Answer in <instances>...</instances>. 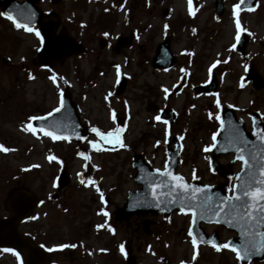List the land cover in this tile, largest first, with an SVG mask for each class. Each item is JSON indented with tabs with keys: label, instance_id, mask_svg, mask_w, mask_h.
Masks as SVG:
<instances>
[{
	"label": "rangeland",
	"instance_id": "rangeland-1",
	"mask_svg": "<svg viewBox=\"0 0 264 264\" xmlns=\"http://www.w3.org/2000/svg\"><path fill=\"white\" fill-rule=\"evenodd\" d=\"M224 1L227 13L220 21L214 18L212 1L203 0L199 21L195 24L198 27L193 28L195 32L189 31L188 26L176 32L172 47L178 63L171 70L158 71L147 67L143 71L138 69V62L133 60L128 71H132L134 77L125 101V109H129L128 117L121 112L127 122H121L122 119L114 122L109 113V109L114 106L111 101L116 103L114 97L109 104L105 99L109 92L113 96L117 87L112 70L105 75L101 73L104 64L100 61L73 57L65 58L58 64L55 62L51 70L42 69L33 62L39 50L35 34L16 29L9 20L0 17V144L15 149L7 153L0 152V216L9 217L10 203L19 193H24L36 205L32 214L19 224L22 234L29 233L34 237L51 234L52 237L59 235L63 240L65 237L82 240L83 247L80 242L75 250L60 254L64 259H61L63 264H125L120 245L132 234L130 228L115 215V211L123 206L128 193L136 188L131 165L133 151L140 144L139 141L152 136L161 142L165 136L163 122L149 121L153 118L151 110L154 105L159 109L167 105L163 89L171 90L184 71L194 72L195 77L203 82L209 80V74L213 71L220 76L221 86L216 96H197L189 89L182 95L171 96L174 98L169 106L181 112L173 133H181L186 137L182 171L188 175L191 171L204 170L203 156L206 155L202 153L205 152L203 149L212 144L211 136L217 133L219 126V121L208 118V112L220 114V108L215 104L217 98L221 105H234L239 116L247 121L248 128L253 111H259L264 116V89L255 91L246 83L244 60L231 47L236 41V18L232 15V6L238 0ZM186 4V0H178L175 8L181 10L177 13L184 14ZM172 15L165 17L161 12L153 16L140 15L134 27L140 28L142 39L151 35L161 39L165 33H169L163 25L168 24L166 20L173 18ZM116 17L115 25L119 22L125 26L126 16L116 14ZM239 18L241 26L247 29L245 32L248 35L251 33L247 44L248 61L264 78V0H258L254 11H241ZM216 61L219 63L209 72ZM53 73L58 78L63 77L57 80L59 89L50 79ZM29 75L33 78L30 79ZM66 88L86 120L84 125L102 131L119 125L124 129L121 136L128 147L103 144L104 150L97 152L87 143L89 140H98L92 132L81 146L69 140L53 141L40 132L35 136L24 132L22 126L28 122V118L52 111L58 106L60 93ZM151 88H154L155 94L149 93ZM78 152H85L90 156V161L85 162L77 155ZM49 155H55L60 162H49ZM160 155L161 152L157 157ZM66 162L71 174L70 183L62 195L52 199L51 195L57 191L53 183L61 165ZM86 163L87 167L84 166ZM93 164L95 168L91 166ZM77 173L95 179L103 194L110 196V204H102L99 193L93 187L81 185ZM102 207L109 212L110 217L98 214ZM106 220L114 232H110L107 226L100 229L96 227ZM186 226L184 217H171L163 228L159 227L163 245H160V232H156L155 236L148 239L149 245L142 251L140 263L179 264L190 258L194 251L184 233ZM53 241L58 243L61 240L55 237ZM16 259L11 252L0 251V264H18L19 260Z\"/></svg>",
	"mask_w": 264,
	"mask_h": 264
},
{
	"label": "flooded vegetation",
	"instance_id": "flooded-vegetation-1",
	"mask_svg": "<svg viewBox=\"0 0 264 264\" xmlns=\"http://www.w3.org/2000/svg\"><path fill=\"white\" fill-rule=\"evenodd\" d=\"M16 1L24 2L26 0H16ZM31 1L33 2L39 14L41 15L40 16L41 22L46 24L48 23L49 26L54 28L53 30L54 36L64 33L65 35L73 39L77 44L82 46V54L79 57L77 55H73V58H92L97 61H100L101 63L104 64L103 71H101V73L105 75L110 70H112L116 76L114 65L119 64L121 66V76L119 80H121L122 82L124 81L126 82V89L123 91V93L119 94L116 91L117 90L116 87L113 96L112 95L108 96L109 98L107 99L106 102L107 104H109L112 97L116 98V103L111 101V104L113 103L114 106L109 109L110 110L109 113L114 111L116 114L117 121L118 120L121 121L122 119L121 122H127V119L122 118L121 112L123 113V116L126 115L128 117L129 109L128 108L125 109V105H126L125 101L127 99L128 90L131 86V79L134 77V73L132 71H128L130 70L131 63L135 59L138 62V67H139L138 69L145 71L147 67H152L153 70H157L154 61L158 53V47L166 40L167 43L169 44V48L173 50L172 46L175 37L174 35L178 30L182 29L183 27L186 28L188 26L187 27L188 30L191 31L195 26L198 27L195 24L199 21L198 16L201 14L202 11L201 6L203 0H192V8L195 13L194 15L189 14L188 0H186L187 4L185 7L184 14H180V12L177 13V11L181 10L179 7L175 8V3L178 0H31ZM211 1L213 3L214 18L216 19V21H220L221 17L226 15L227 10H224L223 12L219 11L218 15L220 17L217 18L215 0H211ZM221 1L225 6V1L224 0ZM121 5H123V7H121ZM105 9H107V11H105ZM160 12L165 17H167L169 14L172 15L174 13L172 15L173 18L166 20V22L168 21V24L166 23L163 25V27L167 25L165 29L169 31V33H165L161 39H156V37L154 38V36L152 35L149 38L145 36L142 39V35L139 30L140 28L134 27L139 21L137 17L140 15L153 16L154 14ZM86 14L87 16L86 19L84 20L83 17ZM116 14L117 15L124 14L126 16L125 26H123L122 23L119 22H117V24L115 25L117 21ZM108 15H110V17H108ZM39 28H40V24L37 26L38 30ZM104 33H107V35H104ZM38 56L39 55H37V57L34 58L33 61L36 65H37ZM120 62H123L124 64H121ZM177 63H178V58H176L175 60V65ZM244 64L246 65V71L244 74H246L249 66H253V64L251 62L249 63L248 59L244 61ZM125 70L126 73H124ZM159 70L165 71L164 69H159ZM185 75H187V85L185 86L186 88L183 90L181 95L188 89L197 96L202 95V94H198V92L195 91V88L205 85L207 81L205 80L203 82L199 78L195 77L194 72H187V71L182 72V75L178 77L177 81H179V79ZM215 77L217 78L218 81L217 89L219 90L221 86L220 76L217 73ZM241 78H243V76ZM260 78L263 84L261 89L263 90L264 78L261 75ZM244 80L249 86H251L254 89L255 86L254 82L248 81L245 76H244ZM176 82L173 83L170 90L171 92L166 94L165 103L167 105H164L160 109L156 108V105H154V108L151 110V112L153 113L152 114L153 117L156 116L157 114L161 116L160 122H163L164 120L171 122L172 119L171 120L167 119L165 112H167V114L170 116L171 113H173L171 109L174 110L175 117L173 118L172 122L175 123L172 131H174V128L177 126L179 122V116L181 113L177 108L175 109L174 106L173 107L169 106L171 99L174 98L171 96L172 95L174 96V94H172V89L175 86V84L178 83ZM149 93L155 94L154 88H151ZM218 93L219 92H217V94ZM115 106L117 107V109ZM224 107H225L224 105H221L220 108L223 109ZM232 108L235 111H237L234 105H232ZM252 115L253 113H251V116ZM251 116L249 122H251ZM81 120L82 122L86 121L82 117V115H81ZM116 120L114 122H116ZM149 121L157 122L153 118L152 120ZM248 129L250 130L251 128ZM181 136H183L181 133L168 134L167 136H163L160 142L162 144L160 143L157 144L156 143L157 139H154V137L149 136L147 140L139 141L140 144L133 151V156L136 157L140 156L141 159L144 160L146 163H148L151 167L162 170L166 162H168L169 154L173 151H176L178 147H180L181 154H180V161L176 171L177 173L182 175L185 178V180L189 183L199 182L203 185H208L209 187H216L220 189V192L222 193L223 196L229 195L230 194L229 188L232 184L236 183L235 177L237 173L240 172V168H241V162L235 159V153H226V154L221 153L218 156H215V154L213 153V149H211L208 152H202L204 155H206V157L203 156V163L205 165L204 170L203 171L198 170L194 172L191 171V173L188 175L182 171V167L185 164L184 152L186 150V144H185L186 137L183 136V139L181 140L180 139ZM151 141H153L154 143H151ZM177 141L179 143L178 146H177ZM159 152H161V155L158 158L157 154ZM133 156H132V163H133ZM212 164H215L214 170L212 168ZM63 165L68 170L67 162L63 163L61 166ZM131 168L136 172L133 166ZM193 173H195V176L198 177L197 179H193ZM135 185L136 188L134 190L140 187L139 185H137V183H135ZM55 188L57 189V191L56 193L51 195L52 198H57L58 195L59 196L62 195L63 191H65L66 189V188L60 189L57 186V184ZM57 192H59V194H57ZM10 210L13 214L12 208H10ZM115 215L118 218H121V216L117 215V212H115ZM175 215H180L187 220V226L184 233L187 235L191 243V238L188 236V230L190 227H192L191 215L174 213L172 214L171 217ZM171 217L165 218L163 215L153 216L150 214L135 215L130 219L129 226H127V223L124 222L126 226L131 230L130 232L132 236H130L129 238L132 240L134 254L137 255L138 264H141L140 256L142 254V251L145 250L149 245L148 239L151 238L153 235L155 236L156 232H160L159 236L162 235L161 232L162 230L159 229V227L163 228L164 224L168 223ZM197 229L200 233L206 235L205 236L206 238H204L205 240H215L217 243L231 241L235 245L240 244L238 233L236 231H230L221 225L203 222L201 223L200 226H198ZM23 237L28 239L32 245L47 250L49 254V258L46 264H63L61 260L63 259V256H61L60 254H64L66 250H75L77 248V247L75 248L69 247L60 250L56 248V245L58 244L77 245L78 243L81 242V245L83 247L82 240H78V239L73 240L72 238L68 239L66 237L63 240L62 237L59 235L55 236L56 240L58 241L61 240L58 243H54L53 240H55V237L54 236L52 237L51 234L49 235L45 234L40 237H34L29 233H23ZM161 239L162 236H160V245H163L164 242ZM49 248H52L53 251H48ZM191 248L193 249L192 244H191ZM195 251H196L195 260L192 259L193 257L192 254L190 258L183 260V262L187 264H192V263L243 264L240 261L236 260L234 253H232L230 250L225 249V250H221L220 252H217L208 243L199 244ZM84 254H86L85 251ZM26 255H27L26 252L23 253L24 260L26 259ZM164 264H169V263L164 262ZM179 264H181V262ZM248 264H264V261L255 260Z\"/></svg>",
	"mask_w": 264,
	"mask_h": 264
},
{
	"label": "snow or ice",
	"instance_id": "snow-or-ice-1",
	"mask_svg": "<svg viewBox=\"0 0 264 264\" xmlns=\"http://www.w3.org/2000/svg\"><path fill=\"white\" fill-rule=\"evenodd\" d=\"M245 3V0H238L232 6V15L235 19V40L238 42L241 37V32L247 31V29L241 26L240 22V13L244 9L242 5ZM123 7V5H121ZM107 11V9H105ZM188 11L190 15H194V11L192 8V0H188ZM247 11H254L252 7H249ZM34 13L29 12L24 16V19L29 21L28 23H22L16 16L12 14V12H0V17H5L9 20L16 29L23 30L28 33H34L36 37L39 38L40 43H44V38L41 35L40 31L32 26H30V21ZM167 27V25H165ZM195 32V29H193ZM107 35V33H104ZM251 35V33H249ZM232 49H235L236 44L233 43L231 45ZM216 61L209 68V72H211V68L216 66ZM116 72V79L119 82L121 76V66L119 64L114 65ZM183 71V69H181ZM29 78H33L29 75ZM50 79L54 85L59 89V84L57 83L58 79H63V77H57L55 73L50 76ZM67 83V81H64ZM243 87V84L240 85ZM164 93H168V89H163ZM112 93L109 92L105 99H108V96H111ZM216 107L219 109L221 107V102L217 98L215 100ZM62 108H64V100H63V92L60 93V99L58 102V106L53 108L52 111L47 113V116H30L28 118V122L22 126V130L24 132L31 133L32 135H36L37 132L42 133L44 136L51 138L52 140H68V136L58 135L56 131H49L46 127H34L32 121H45L47 117H51L53 113L59 112ZM111 118L113 121L116 120L115 112H111ZM208 118L210 120L215 119L219 121L220 128H224V121L221 119L219 113L215 115L212 112H208ZM155 121H161V116L157 114L153 117ZM163 123L167 126L168 121L164 120ZM229 124L231 122L229 121ZM53 126L58 127V123L53 121ZM123 128L117 125L115 128L102 131L97 127H92L91 132L95 134L98 140H89L87 143L97 152L104 150L102 148L103 144H114L119 145L120 148H127L128 146L124 143L122 139L121 133L123 132ZM168 129L165 128V136H167ZM258 136V139L262 142L259 146V150L257 151L258 146L252 144L247 141L243 133L240 131L238 127L232 126L229 129V135L227 137L228 144L233 147L237 153L235 156L236 160L241 162L240 173H237L235 179L238 183L232 184L229 188V195H225L220 197L217 195L216 199L213 198L212 195L208 194V185H204L203 187H197L192 184H189L185 178L177 173H174L170 170L168 163L166 162L164 168L156 169V173L159 176L164 177L165 179L158 182H149V187L152 190V195L154 198H159L160 196H171L172 198L169 200V203H175L179 200L180 203V211L185 214L191 215V225H196L197 217L200 219L208 218L210 220L214 219L216 223H220L221 217H223V222L226 224H232L240 229V235L242 237L241 243L239 245L233 244L231 241L217 243L215 240H204L202 236L198 237L194 235V228L190 227L188 230V236L191 238V244L194 250L192 259H196V248L200 242L208 243L212 246L215 251L220 252L221 250H230L234 253L237 261H243L249 259L253 255H257L260 252L264 251V131H258L255 133ZM80 139H84V137H79ZM183 139V136L180 137ZM212 144L206 146L203 150L205 152L210 151L213 148L217 147V133H213L211 136ZM157 144L160 141L156 142ZM15 149H10L3 144H0V152L7 153L9 151H14ZM223 150H227L226 148ZM247 154V158H246ZM77 155L83 158L85 162L90 161V156L85 154V152H78ZM260 156L258 160L257 157ZM49 162L56 161L59 163L60 161L55 155H49L47 157ZM87 167V163L84 165ZM93 168L96 165H91ZM30 167H38V165H31ZM27 170V169H25ZM80 177V184L84 187L91 186L95 189L97 193L100 195V201L102 204L106 205L107 201L105 200L104 194L101 191L98 183L92 177H85L84 175L77 173ZM150 175V174H149ZM193 173V179H197ZM55 187V182L53 183ZM163 189H167V192L163 191ZM187 201V204L185 202ZM219 201V203L217 202ZM195 202V203H193ZM43 203V201H41ZM157 207L160 206L159 203L156 204ZM98 214H102L104 217H109V212L105 210L104 207L100 209ZM31 219H36V217H31ZM108 227L110 232H114L115 230L107 224V220L104 224H99L96 227L98 229ZM43 247V245H42ZM58 249L62 250L65 248H75L76 244H60L56 246ZM7 252H13L12 249H5ZM48 251H53L52 248H49ZM120 251H124V246L120 245ZM17 259H19V253L13 252ZM181 264H184L182 261Z\"/></svg>",
	"mask_w": 264,
	"mask_h": 264
},
{
	"label": "water",
	"instance_id": "water-1",
	"mask_svg": "<svg viewBox=\"0 0 264 264\" xmlns=\"http://www.w3.org/2000/svg\"><path fill=\"white\" fill-rule=\"evenodd\" d=\"M257 0H245V3L242 5L243 9H248L249 7L254 8ZM217 10L221 11L222 1L217 0ZM0 7H3L2 12H12L14 16H16L22 23H28L29 21L24 19V16L29 12L34 13L30 21V26H35L37 23L41 21L40 14L35 9L33 2L28 0L24 3H18L14 0H0ZM41 35L44 38V43L42 44L41 56L39 58V63L43 64L46 67H49L51 63V59L55 58L56 60L63 59L64 57L70 56L74 53L80 54L82 48L80 45L76 44L70 37L61 33L58 36H54L53 30L54 28L49 26V24L42 23L41 26ZM248 43V37L246 34H242L238 44L237 50L246 57V45ZM155 67L160 68H169L174 64V59L171 54L169 44L165 42L164 44L158 47V54L155 58ZM250 76L249 79H253L256 83V88L260 87L259 84V76L257 74L256 69L253 67L249 71ZM185 78L181 79V82L176 86L175 92H179L181 88L185 85ZM216 81L213 80L206 90L209 93H214L216 91ZM126 87V82H120L119 90L117 93H123ZM201 88L198 89L200 91ZM64 100V108H62L59 112L53 113L51 117H47L45 121H33L34 127H46L49 131H56L58 135L68 136L71 141H74L78 144L82 143L89 133V128L82 124L80 116L78 114V108L73 102L71 98V94L68 90H66L63 94ZM171 112V111H170ZM167 119H172L175 117L174 112L169 116L167 112H165ZM222 120L224 121V128L219 129V134L217 137V147L214 148L215 155L218 156L221 152L227 153L233 151L236 153L235 149L231 147L227 142V137L229 135V129L232 126L238 127L240 131L243 133L244 138L258 146L257 151L259 150V146L261 145V141L258 139V136L255 134L258 131H264V123L262 122L259 114H254L253 116V130L247 131L245 127V123L243 120H237L235 112L231 109H226L222 113ZM53 121L58 123V127L53 126ZM168 122V126L171 127L174 122ZM229 121L231 124H229ZM79 137H84V139H80ZM227 149L226 151L223 149ZM237 155V153H236ZM247 158V154H246ZM260 159V156L257 157ZM179 161V149L176 152L169 154L168 166L170 170L175 173L177 164ZM264 162V161H261ZM134 167L137 170L136 181L142 185V187L134 192L130 193L127 198L124 207L121 209V214L124 219L129 220L132 215L135 214H153L159 215L164 214L165 216L170 215L173 211H180V203L177 200L175 203H169V200L172 198L171 196L165 195L160 196L158 199L154 198L152 195V190L149 187V182H158L162 181L165 178L159 176L156 173L155 169H152L148 163L141 159L140 156L135 157L134 159ZM150 174V175H149ZM69 182V174L66 169L60 173L58 178L59 187H64ZM236 183H238L236 181ZM197 187H203L201 184L194 183L192 184ZM163 191L167 192V189H163ZM208 194L212 195L214 199H216L217 195L223 197L222 193L218 190V188L209 187ZM219 203V201H217ZM159 203L160 206L157 207L156 204ZM195 203V202H193ZM187 204V201L185 202ZM16 210L14 211V216L9 219H1L0 218V247H8L13 248L15 250L20 251H29V257L27 260V264H44L46 255L42 251L35 249L27 241H25L21 235L17 231V224L19 221L24 219L31 209L34 206L33 201H28L24 197V195H19L18 200L16 202ZM201 221H205L207 223H216L214 219L210 220L208 218L200 219L197 217L196 225L192 226L194 228V235L203 236L198 231V226ZM222 226L228 228L229 230H233L238 232L239 240L241 243L242 237L240 235V229L232 224H226L223 222V217H221L220 223ZM127 256V264H136L135 259L126 254ZM252 259H264V251L260 252L257 255L251 256L249 259L243 260L241 262L248 263Z\"/></svg>",
	"mask_w": 264,
	"mask_h": 264
}]
</instances>
